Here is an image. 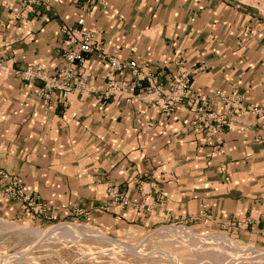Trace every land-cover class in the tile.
<instances>
[{"label":"crops","instance_id":"1","mask_svg":"<svg viewBox=\"0 0 264 264\" xmlns=\"http://www.w3.org/2000/svg\"><path fill=\"white\" fill-rule=\"evenodd\" d=\"M48 1L49 8L34 4L20 18L22 0H0V63L10 71L61 65L60 29L76 21L80 5ZM87 24L108 51L150 61L166 79L177 52L188 69L203 64L191 77L201 98L238 91L244 105L264 106V17L249 7L217 0H107ZM87 67L104 81L95 57ZM40 85L26 86L0 70V168L18 174L30 191L69 209L80 203L108 224V216H121L118 202H110L109 213L101 211L112 182L138 203L127 210L128 220L148 224L206 211L219 224L247 220L252 231L264 233V144L254 112L233 116L215 148L217 140H206L186 107L163 115L139 97L104 100L90 92L75 95L67 107L46 106L36 94ZM198 105L205 106L203 99ZM214 111H224L220 98ZM136 177L154 187L148 197L140 195ZM0 213L15 215L19 205L0 193Z\"/></svg>","mask_w":264,"mask_h":264},{"label":"built area","instance_id":"2","mask_svg":"<svg viewBox=\"0 0 264 264\" xmlns=\"http://www.w3.org/2000/svg\"><path fill=\"white\" fill-rule=\"evenodd\" d=\"M219 2L232 3L237 8L243 5L240 0H217ZM45 3L50 7L48 0H22L23 9L16 17L25 18L28 9L34 4ZM80 5V15L72 24H65L60 29L62 47L60 51L61 65L55 69L45 65H30L21 69L9 70L0 63V70H5L21 77L25 85L29 86L35 81L41 85L36 91L38 97L44 101V105L52 103L67 107L77 94L90 92L97 94L101 99L107 100L114 96L139 97L148 105L155 107L163 115H171L180 107H186L192 116L195 126L205 133L207 141L217 140L215 148L219 147V139L224 128L230 127L233 116H244L254 112L260 119L258 124L257 139L264 144V106H247L243 104V96L236 91L223 95L216 90L201 98L191 89V77L202 70L201 64L194 69L186 67L182 52H177L172 60L173 74L164 78L150 61L140 58L119 57L116 51H108L104 41L98 36L97 31L87 24L89 17L96 8L105 9L107 0H72ZM91 57L104 67V81L99 83V75L94 69L87 67ZM217 98L223 104V113L214 111ZM205 102L202 108L198 102ZM216 100V101H215ZM150 125H152L150 123ZM137 190L141 196L148 197L154 187L148 183H142L140 177H136ZM109 202L103 209L109 211L110 202H118L120 206L127 208L137 207L138 203L131 201L126 192L114 183H107ZM0 193L3 197L14 200L25 213L38 217H53L55 206L43 199L38 193L30 191L19 175L10 173L0 168ZM192 214L187 217L190 220L198 216L210 217L208 212ZM264 222V212L261 215ZM247 226V220L233 221V225Z\"/></svg>","mask_w":264,"mask_h":264},{"label":"rangeland","instance_id":"3","mask_svg":"<svg viewBox=\"0 0 264 264\" xmlns=\"http://www.w3.org/2000/svg\"><path fill=\"white\" fill-rule=\"evenodd\" d=\"M240 1L248 4L242 6L264 17V0ZM50 204L56 209L53 217L32 216L20 207L15 215L0 213V221L4 223L44 230L28 234L0 222V261H12L3 264H264V233L252 231L243 224L233 225V221L240 220L219 224L210 213V217L187 218L200 214L196 212L180 219L156 223L147 219L150 220L148 224H140L125 217L131 208L120 206L121 216H108V224H102L99 219L102 216H98L102 213L92 216L80 203L71 209ZM72 223L82 225L73 230ZM88 226L98 228L112 241L97 238L96 229ZM59 230L62 237H59ZM217 237H227L231 244Z\"/></svg>","mask_w":264,"mask_h":264},{"label":"bare ground","instance_id":"4","mask_svg":"<svg viewBox=\"0 0 264 264\" xmlns=\"http://www.w3.org/2000/svg\"><path fill=\"white\" fill-rule=\"evenodd\" d=\"M0 222H3V221H0ZM4 223V222H3ZM5 224V227H11V228H15V229H18V230H20L21 232H27L28 234L29 233H38V232H41V233H43V231L44 230H42V229H39V228H27V227H20V226H18L17 224H15V223H4ZM73 224V226H74V228H73V230L74 229H76L78 226H80V225H82V224H74V223H72ZM88 227H90V228H92V229H96V233H94L95 234V236L97 237V238H99V239H101V240H105V241H112V239L109 237V236H107V235H105L101 230H99L98 228H96V227H93V226H88ZM58 229H60V227H58ZM53 232V231H52ZM59 232V235H61V236H59V237H62L63 236V234H61V232H60V230L58 231ZM177 232V231H176ZM49 233H51V231L49 232ZM189 233V232H188ZM92 234V233H91ZM170 234V233H169ZM176 234V233H175ZM190 234V233H189ZM53 235V234H52ZM166 235V234H165ZM174 235V234H173ZM182 235H184V234H182ZM188 235V234H187ZM192 235V234H191ZM168 236V235H167ZM181 236V235H180ZM189 236V235H188ZM55 237V236H54ZM58 237V236H57ZM173 237V236H172ZM181 237H183V236H181ZM188 238V237H187ZM197 238H199V237H197ZM196 238V239H197ZM212 238H215V237H212ZM212 238H211V241H212ZM217 238H219L220 239V241H221V239H224V240H226L228 243L230 242V240L227 238V237H217ZM201 239L202 238H200V242H201ZM204 239V238H203ZM205 241H206V239H204ZM216 240H218V239H216ZM210 241V242H211ZM217 242V241H216ZM223 242V241H222ZM227 242H225V244L227 243ZM224 243V242H223ZM112 244V243H111ZM229 244H231V243H229ZM228 244V245H229ZM233 245H237L236 243H233ZM117 246V245H116ZM131 246H133V245H131ZM219 246V245H218ZM221 246V245H220ZM227 246V245H226ZM233 247L234 246H232V249H233ZM236 247V246H235ZM236 248H238V247H236ZM127 249V248H126ZM235 249V248H234ZM233 249V251H235ZM239 251V250H238ZM237 251V252H238ZM242 251H244V250H242ZM239 252H241V251H239ZM137 253H138V251H137ZM167 252H165V254H166ZM246 253V252H245ZM139 254V253H138ZM262 254V253H261ZM167 255V254H166ZM170 255V254H169ZM246 255V254H245ZM168 256V255H167ZM240 256V255H239ZM242 256V255H241ZM248 256V255H247ZM169 257H171V255L169 256ZM250 257H252V256H249V258ZM260 257V256H259ZM262 257V256H261ZM263 257H264V255H263ZM172 258H173V256H172ZM171 258V259H172ZM232 258V257H231ZM230 258V259H231ZM238 258V257H237ZM17 259V258H16ZM19 259V258H18ZM174 259V258H173ZM241 259V258H240ZM246 259H248V258H246ZM259 259V258H258ZM264 259V258H263ZM13 260V259H12ZM15 260V259H14ZM239 260V259H238ZM255 260V259H254ZM10 261H11V259H9V261L8 260H3L2 262L0 261V264H3V263H10ZM176 261H177V259H176ZM12 262V261H11ZM15 262V261H14ZM175 262V261H174ZM176 263V262H175ZM178 263V262H177ZM233 264V263H232Z\"/></svg>","mask_w":264,"mask_h":264}]
</instances>
